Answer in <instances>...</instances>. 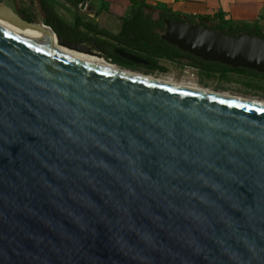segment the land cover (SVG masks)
Returning a JSON list of instances; mask_svg holds the SVG:
<instances>
[{"label":"water","instance_id":"1","mask_svg":"<svg viewBox=\"0 0 264 264\" xmlns=\"http://www.w3.org/2000/svg\"><path fill=\"white\" fill-rule=\"evenodd\" d=\"M0 21L91 56L5 0ZM164 25L181 53L264 77L261 38ZM0 264H264V108L90 67L0 29Z\"/></svg>","mask_w":264,"mask_h":264},{"label":"trees","instance_id":"2","mask_svg":"<svg viewBox=\"0 0 264 264\" xmlns=\"http://www.w3.org/2000/svg\"><path fill=\"white\" fill-rule=\"evenodd\" d=\"M63 1L77 10L82 3H89L91 0ZM145 2L146 0H130V15L122 19L120 32L117 35L99 28L94 21L83 19L78 14L74 15L73 23L68 24L55 13L47 0H41L39 8L44 15L43 24L45 26L70 42L76 44L91 43L104 60H109L113 65L123 68L133 67V65L114 55V50H120L148 62L150 64L148 70L151 72L167 73V69L160 64L161 61H167L177 67L191 66L208 78L218 76L221 79H227L229 74H239L264 80L262 75L255 72L241 69L232 70L219 64L202 62L181 53L160 38L163 32L161 20H175L184 24L204 27L210 31L221 32L228 37L247 34L262 40H264V26L252 23L223 22L220 15L204 18L186 17L163 8L150 7ZM15 14L28 23L34 22L33 16L29 15L24 8L17 10ZM86 45L91 46L90 44Z\"/></svg>","mask_w":264,"mask_h":264},{"label":"rangeland","instance_id":"3","mask_svg":"<svg viewBox=\"0 0 264 264\" xmlns=\"http://www.w3.org/2000/svg\"><path fill=\"white\" fill-rule=\"evenodd\" d=\"M38 1L39 0H11V1L5 0L6 4L9 7L15 10H20L24 8L27 10V13L29 15L33 16V18L37 17L40 20V18L38 17L40 13L38 7ZM57 1L58 0H49L50 4L53 5L55 10L60 13L62 18L65 21L72 23L74 10L69 7L61 6ZM88 8L89 9L85 10L82 14H80V16L83 19L92 20L99 27H104L105 25H108L107 24L108 22L106 23L101 18L99 19V15H101V13L95 11L92 5H89ZM115 26L116 25L114 21L109 22V26L107 27L110 29V33L113 34L116 33L117 27ZM103 61L111 64L109 61H105V60ZM114 66L119 68L116 65ZM163 67H166L167 69V73L165 74L148 73L141 68H137L134 70H128L124 68H119V69L131 74H135L143 77H151L157 80H160V78L167 79L176 85H185L186 84L185 82H192V83H196L198 88L205 90L209 93L225 94L229 97L236 99L256 101V102L261 101L262 103H264V80L250 78L239 74H229L227 76V79H221L218 76H212L208 78L200 73H195V72L193 73V71H191L190 69L179 68L168 64H164Z\"/></svg>","mask_w":264,"mask_h":264},{"label":"crops","instance_id":"4","mask_svg":"<svg viewBox=\"0 0 264 264\" xmlns=\"http://www.w3.org/2000/svg\"><path fill=\"white\" fill-rule=\"evenodd\" d=\"M47 1L50 4L49 0ZM57 2L63 7L70 8L63 0ZM145 3L150 7L163 8L186 17L204 18L220 15L223 22L264 26V0H146ZM89 5L101 13L99 19L108 22L104 28L109 32L107 26L110 21H114L118 31L122 19L128 17L131 12L130 0H91L81 11L89 9ZM51 7L55 10L53 5ZM57 14L61 17L59 12Z\"/></svg>","mask_w":264,"mask_h":264},{"label":"bare ground","instance_id":"5","mask_svg":"<svg viewBox=\"0 0 264 264\" xmlns=\"http://www.w3.org/2000/svg\"><path fill=\"white\" fill-rule=\"evenodd\" d=\"M0 29L6 31L10 35H13V36H15L21 40L39 45V46L45 48L46 50L54 53L57 56L72 59L74 61H77L81 64H84V65H87L90 67H94L97 69L105 70L108 72L116 73L119 75L127 76L130 78H134V79H138V80H142V81H146V82H150V83H154V84H159V85L177 88V89H181V90H185V91H189V92H193V93H197V94H201V95L213 96V97H217V98H221V99H226V100H230V101L245 103L248 105H253V106L264 108V103H262L261 101L256 102V101L236 99V98L229 97L225 94L209 93L205 90L198 88L196 85H193V84L176 85L167 79H161L160 78V80H157V79H154L151 77H143V76H139V75H135V74H131V73L122 71L119 68L115 67L114 65H111L109 63L104 62L103 61L104 59L99 58L97 56V53L95 52V50L91 46L89 47V45H85V48L91 52V56L90 55L87 56V54H85V53L75 52V51H72V50H69L66 48H62L56 44L51 43L50 41H47L44 38H41V36L38 34L36 35V34H33L32 32L20 30L18 28H15L14 26H11L7 23H3L1 21H0ZM101 59H103V60H101Z\"/></svg>","mask_w":264,"mask_h":264},{"label":"flooded vegetation","instance_id":"6","mask_svg":"<svg viewBox=\"0 0 264 264\" xmlns=\"http://www.w3.org/2000/svg\"><path fill=\"white\" fill-rule=\"evenodd\" d=\"M41 0H39L38 1V7H39V2H40ZM11 8V7H10ZM70 8H72L73 10H74V15L75 14H78V15H80V14H82L83 13V11H81L80 9H77V10H75L73 7H71L70 6ZM13 11H14V13L17 11V10H15V9H13V8H11ZM55 11V10H54ZM39 18H40V20L37 18V17H34L33 18V23H30V24H39V23H42L43 24V19H44V15L42 14V12H41V10H40V8H39ZM55 13L57 14V12L55 11ZM35 14V13H34ZM58 15V14H57ZM59 16V15H58ZM19 17V16H18ZM60 17V16H59ZM64 22H66V23H68V24H72L71 22L69 23L68 21H65L63 18H62V16L60 17ZM73 18H74V16H73ZM36 20V21H35ZM162 21V25H163V32H164V30H165V25H164V22L165 21H175V20H161ZM122 24V23H121ZM121 24H120V27H119V30L118 31H116V33H114V35H117V34H119V32H120V28H121ZM44 25V24H43ZM46 27H48V26H46ZM49 28V27H48ZM99 28H101V29H103V30H106V29H104V27H99ZM106 31H108V30H106ZM109 32V31H108ZM163 32L161 33V35L163 34ZM113 34V33H112ZM59 36V35H58ZM61 37V36H60ZM63 38V37H62ZM86 43H89V42H86ZM83 44H85V43H83ZM89 44H91V43H89ZM115 51V50H114ZM120 51V50H119ZM114 53V52H113ZM102 56V55H101ZM116 56V55H115ZM132 56H134V55H132ZM118 57V56H117ZM134 57H136V58H138V59H140V60H142V61H144V62H146L145 60H143L142 58H140V57H137V56H134ZM104 59V58H103ZM109 61V60H108ZM124 61V60H123ZM110 62V61H109ZM126 62V61H125ZM111 63V62H110ZM127 63H129V62H127ZM147 63V65H134V64H132V63H129V64H131V65H133V67H129V68H124V69H128V70H134V69H137V68H141V69H144L146 72H148V73H158V72H151V71H149L148 70V67L150 66V64L148 63V62H146ZM112 64V63H111ZM160 64H161V66H163L164 64H168V65H172V66H174L173 64H171V63H169V62H167V61H161L160 62ZM117 66V65H116ZM119 68H123V67H120V66H118ZM175 67H177V66H175ZM164 68H166V67H164ZM179 68H185V69H190L191 71H194L195 73H199V71L197 70V69H195V68H193V67H191V66H188V65H184V66H182V67H179Z\"/></svg>","mask_w":264,"mask_h":264},{"label":"built area","instance_id":"7","mask_svg":"<svg viewBox=\"0 0 264 264\" xmlns=\"http://www.w3.org/2000/svg\"><path fill=\"white\" fill-rule=\"evenodd\" d=\"M194 73V71H193ZM184 83V82H183ZM186 84H193V85H196V83H192V82H185ZM197 86V85H196Z\"/></svg>","mask_w":264,"mask_h":264}]
</instances>
